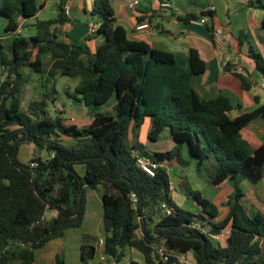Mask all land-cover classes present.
Wrapping results in <instances>:
<instances>
[{
  "label": "trees",
  "instance_id": "trees-1",
  "mask_svg": "<svg viewBox=\"0 0 264 264\" xmlns=\"http://www.w3.org/2000/svg\"><path fill=\"white\" fill-rule=\"evenodd\" d=\"M68 0H58L53 18L38 19L44 7L40 0H0V24L10 36L7 49L0 39V264H35V252L65 230L80 227L86 208L87 188L102 190L104 253L117 264L126 249L142 254L144 264H174V253H186L196 264H264L259 260L264 238V216L249 214L242 203L240 182H256L262 175L264 144L251 148L242 129L263 108L231 118L230 98L223 94L202 98L193 86L194 76L206 65L196 49H190L186 64L176 63L171 52L132 39L115 21L111 0H91L88 11L95 19L94 35L100 43L91 50L86 40L73 43L57 28L69 21ZM263 11L264 0H247ZM203 11L200 12V14ZM211 14V13H210ZM35 17L24 26L36 28L21 34L22 20ZM194 13L185 20L196 19ZM94 23V21H92ZM49 55L47 74L65 76L75 82L65 92L72 102L82 103L91 115L89 123L78 126L63 109L50 115L49 95L31 99L20 107V94L28 78L22 68L45 75L43 59ZM254 69L264 78V58L249 47ZM242 88L252 81L234 73ZM56 92L55 89H53ZM50 100V101H49ZM64 107V104L61 103ZM149 119L147 138L155 141L164 129L173 146L147 153L143 144L131 142L144 120ZM131 134V135H130ZM134 141V140H131ZM35 144L47 155H32L28 162L18 157L22 144ZM133 150L160 163L182 154L205 171L217 185L226 178L234 186L227 201L228 212L219 218L218 207L199 190L186 187V197L197 204L195 211L174 202L168 171L160 166L153 176L138 164ZM83 166V173L76 166ZM208 171V172H207ZM49 211L55 216L47 217ZM229 228V236L214 241L210 233ZM163 246L168 259L155 250ZM95 246H81V259H92ZM54 264H65L62 253ZM130 264H137L131 260Z\"/></svg>",
  "mask_w": 264,
  "mask_h": 264
},
{
  "label": "crops",
  "instance_id": "crops-1",
  "mask_svg": "<svg viewBox=\"0 0 264 264\" xmlns=\"http://www.w3.org/2000/svg\"><path fill=\"white\" fill-rule=\"evenodd\" d=\"M40 1L45 2V7L47 0ZM128 1L130 0H111V5L114 10L116 23L122 25L126 29L130 38L144 40L154 48L171 52L176 63L180 66L186 64L190 49L193 48L197 50L206 68L204 72L194 76L192 82L194 88L202 98H208L217 93L227 95L233 105V108L228 112L231 118L241 114L255 112L261 108H263L264 111V90L259 86V82L263 77L254 69L253 61L249 57V47L251 46L254 50L260 52L264 58V27L261 26V19L263 16L262 10L249 6L245 0H140L136 10L128 8ZM162 2H170L172 7L167 9L161 8L160 4ZM208 5H213L214 11L209 14L207 23L197 24L190 20H185L187 14L194 13L197 17L200 16V12ZM66 9L69 21L59 26L57 31L58 33L64 32V35L69 38L68 34H66L67 27H70L74 22L79 24L80 21H85L86 23L88 19L89 10L87 0H68ZM40 11L41 9L38 13ZM80 12L81 15L78 16ZM145 18L148 19L147 28L137 30L135 28L136 23ZM34 20L35 17L29 20H22L20 25L24 26V24L33 23ZM0 26L2 25L0 24ZM215 27H222L224 30L230 31L233 35V40L226 43L224 51L221 53L214 49L211 41L212 32ZM244 31H246V33ZM80 32L78 42L86 40L90 49L94 51L100 43L101 38L97 35H88L86 30H81ZM7 37L9 38L10 36L0 34V39L2 41ZM69 41L75 43L70 38ZM234 68H236L235 71ZM48 69L49 65L45 71L46 74L42 77V81L44 83L43 86L45 85L48 90H51L50 93L44 94L49 95L51 100L52 97H55V99L58 97L52 96V92L56 94L58 91L55 89L56 78H52L47 74ZM235 72L242 73L252 81L249 89L245 90L242 88L241 81L234 74ZM0 77L1 81L2 76ZM74 84L75 82L73 81L72 87ZM28 86V83H26L22 90ZM34 86L36 85H33V87ZM53 89H55L56 92H54ZM45 91L47 90L45 89ZM57 101L56 99L54 103ZM50 102L52 103V101ZM71 104L78 108L79 113L83 110L85 114L88 115L86 118H88L87 120L90 122L91 115L82 103L71 101ZM65 112L66 107L64 106L63 114H65ZM145 120L148 122V133L149 119L146 118ZM241 136L249 143L251 148H257L263 145L264 115L258 114L253 117L242 129ZM22 145L19 148L18 157ZM171 147L157 150L143 143V149L147 151V153L166 151ZM23 148L24 158L21 159L19 157V159L22 162H28L33 155L34 147L30 144H26ZM183 154H186V152H183ZM191 161L193 163H189V165H187L188 167H179V179L183 178V170H189L188 174H184V177L190 178L189 181H191L192 174L195 177V174L200 172L197 170L195 162L193 160ZM174 169L175 168H172V171H174ZM201 176H205V178L198 177L199 180L195 179V184H191L190 187L199 190L203 197L217 205L219 211L218 217L223 218L228 212V205L226 203L234 194V186L231 180L226 178L219 184L213 185L210 183L207 174L203 175L202 173ZM239 185L244 194L241 201L247 208L248 213L254 214L258 212L264 216V165L259 180L250 182L247 179H243ZM201 186H208L207 191L203 192L200 190ZM96 196L99 197L98 194H96ZM192 203L196 209L197 204L194 201H192ZM195 209L193 211H195ZM61 238H63V236ZM57 239L49 241L42 247L46 249L40 255L39 264H54V255L57 252L62 253L65 264H112L110 263V258L107 259L109 263L101 261L92 263L90 260L87 262L82 261L81 246L93 243L82 241L77 245L76 240L72 243L70 249L67 247V241H65L66 236H64L62 241H55ZM260 242L262 244V249L259 260L264 261V238H262ZM36 254L37 250L35 252V261H38ZM95 254L96 252L94 256ZM126 254L127 249L123 257L126 264H130L131 260L135 261L137 264H144L143 257L140 262L133 259L131 256L127 258ZM119 264H121V262Z\"/></svg>",
  "mask_w": 264,
  "mask_h": 264
},
{
  "label": "rangeland",
  "instance_id": "rangeland-1",
  "mask_svg": "<svg viewBox=\"0 0 264 264\" xmlns=\"http://www.w3.org/2000/svg\"><path fill=\"white\" fill-rule=\"evenodd\" d=\"M58 0H47L46 1V5L43 9H41V11L38 13L37 18L38 19H48V18H53L56 16L57 14V10H56V6H57ZM87 6H88V10L91 6V1L87 0ZM81 15V12L79 13L78 16ZM89 13H88V19L85 23V21H80L79 24H77L76 22H74L70 27H67L66 30V34H68L69 38L71 40H73L75 43L78 42V37H79V32L81 30L87 32V25L88 22H92L94 21L93 25L96 28V22L95 19L98 20V17L95 16L94 20L91 18V20L89 19ZM246 33V31H244ZM36 33V28L34 27H28V26H24L21 28V34L24 36H29L31 34ZM81 33V32H80ZM0 34L4 35V29L2 26H0ZM63 36L69 40V38L67 36H65L63 34ZM3 44L5 46V49H7V45L10 42V37L8 38H4L3 39ZM44 70L47 69L48 65H49V55H45L44 59ZM22 72L23 74L28 78V87L23 89L21 94H20V107L22 109H26L27 108V104L28 102L33 99V98H40L42 95L46 94V93H50L51 90H48L45 85L43 86V81L40 77V74L36 73V72H32L29 70V68L27 67H23L22 68ZM0 76H2V79L4 78V69L0 66ZM1 78V77H0ZM1 82V81H0ZM35 82V83H34ZM34 83V84H32ZM31 84V85H30ZM33 85H36L33 87ZM73 85V81L72 79H70L69 77H65V76H59L56 78V82H55V89L58 91V93H53L52 92V96H58L57 97V103L56 105L52 106V103L49 102L48 105V109H49V113L50 115H54L53 109L55 110H61L64 109V107L61 105V103L64 104V106L66 107V112L65 114H61L64 115L66 119L65 122L69 123V122H73L78 126H83L85 124H87L89 121L87 120L88 115L85 114V112L82 110L81 113L78 112V108H76L75 106H73L71 104V101L69 99L66 98V94L65 92L67 90H69V87H72ZM45 89L47 91H45ZM76 112V114H75ZM84 113V114H83ZM87 115V116H86ZM79 117V118H78ZM75 120H72V119ZM78 118V119H76ZM147 121L145 120L140 127L137 130V136L136 138H134L131 134L130 136V140L128 141L129 144H131V142H139V143H144V144H148V147L150 148H154L157 150H163V149H167L171 146H173V141L168 140V129H164L162 131V133L159 135L158 139L155 141L149 140L147 139ZM134 140V141H131ZM25 144V143H24ZM22 145L21 148V152L19 153V157L22 159L24 158V146L26 145ZM32 147H34V151H33V156L35 154H40V155H47V152L45 149H41L39 148L37 145L35 144H30ZM183 160H187L188 164L191 163L192 161L188 158V156L186 154H182L181 155ZM193 163V162H192ZM169 166H171L172 168H175L174 171L171 170L169 171V178L170 180H172L174 182V189L172 190V198L174 200V202L177 203V205H179L181 208L185 209V210H189V211H193L195 209L194 204L192 203L191 200L186 198V190L185 188L190 186L191 184H195V179H198V177L201 178H205V176H201L202 173L201 172H197V174H195V177L193 176V174L191 175V181H189V177H184V174H188L189 170H183V178L179 179V173H178V169L180 166H187V165H182L179 160L176 157H173L171 159V161L168 163ZM188 167V166H187ZM77 171L82 174L83 173V166L81 165H77L76 166ZM203 175H206L205 171H202ZM208 172V171H207ZM194 178V180H193ZM208 186H201L200 190L207 191ZM96 194L99 195L96 196ZM101 196H102V190L100 188V186H98L97 188H87L86 191V208H85V214H84V218L82 221V224L80 227L77 228H70L65 230V235L63 234V238L64 236H66V240L67 241V247L71 249V245L72 243H74L77 240V245L79 242L85 241L88 243H93L96 247V243L97 240L103 236V226H102V204H101ZM63 238H59L55 241H62ZM70 239V240H68ZM46 248H42L41 250H37V260L35 261V264H39L40 263V255L42 254V252H44ZM96 254L95 256L90 259V261L92 263H96L99 262V255L100 252L97 250L95 251ZM132 257L135 260L138 261H142V256L140 254V252H138L135 249H127V254L126 257ZM109 263V261H106ZM105 262V263H106ZM12 264H19V262L17 260L13 261ZM121 264H126V262L123 260L121 262Z\"/></svg>",
  "mask_w": 264,
  "mask_h": 264
},
{
  "label": "built area",
  "instance_id": "built-area-1",
  "mask_svg": "<svg viewBox=\"0 0 264 264\" xmlns=\"http://www.w3.org/2000/svg\"><path fill=\"white\" fill-rule=\"evenodd\" d=\"M247 1V0H245ZM140 0H130L127 3L128 8L136 10L137 5L139 4ZM161 8L167 9L169 7H172V5L170 4V2H162L160 4ZM203 13H201L200 16H198L196 19H191V22L197 23V24H204L207 23V21L209 20V14L214 11V6L213 5H208L206 8H204ZM67 12V9L65 11ZM148 26V19H142L141 21L137 22L135 25V28L137 30H142L147 28ZM21 30V28L17 29V31L19 32ZM95 33V27L93 25L92 22H88L87 25V34L88 35H94ZM233 40V35L230 31H226L224 30L222 27H215L213 29L212 32V44L214 46V49L217 52H223L226 43H229ZM236 70V68H234V71ZM259 86L264 90V78L259 82ZM133 154L136 157V160L139 164V166L145 171L147 172L149 175L153 176L156 169L160 166H163L169 173V171L171 170V166H169L167 163H160L154 159H151L149 156L147 155H143L141 153H139L136 150H133ZM169 188L171 189V191L174 189V182L172 180L169 181ZM56 212L55 211H49L47 212L46 216L50 217V216H55ZM230 234V229L225 227L223 229H221L219 232L217 233H210L209 236L212 240L214 241H221L226 239ZM99 251L100 255H99V260L101 262H106L108 257L107 255L104 253V239L103 237H100L97 240L96 243V247H95V251ZM156 252L158 253V255L161 257L162 260H167L168 259V253L166 252V249L163 246L157 245L155 247ZM174 264H196L186 253H174ZM110 263L112 264H116V262L110 258Z\"/></svg>",
  "mask_w": 264,
  "mask_h": 264
}]
</instances>
